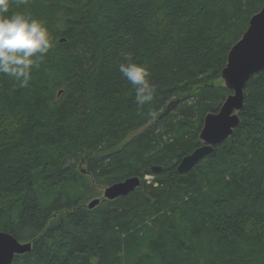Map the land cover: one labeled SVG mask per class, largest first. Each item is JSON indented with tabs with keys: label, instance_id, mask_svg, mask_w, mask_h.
<instances>
[{
	"label": "trees",
	"instance_id": "trees-1",
	"mask_svg": "<svg viewBox=\"0 0 264 264\" xmlns=\"http://www.w3.org/2000/svg\"><path fill=\"white\" fill-rule=\"evenodd\" d=\"M9 2L53 43L26 87L0 74V232L31 243L12 264H264V70L231 137L176 171L230 93L217 85L227 54L264 0ZM121 63L150 73L143 105ZM131 177L132 193L83 206Z\"/></svg>",
	"mask_w": 264,
	"mask_h": 264
},
{
	"label": "water",
	"instance_id": "water-1",
	"mask_svg": "<svg viewBox=\"0 0 264 264\" xmlns=\"http://www.w3.org/2000/svg\"><path fill=\"white\" fill-rule=\"evenodd\" d=\"M64 40H60L63 42ZM264 70V4L251 16L248 27L240 39L232 45L226 57L225 67L220 78L224 88L230 93L222 102L217 113H209L203 119L198 134L201 143L192 153L183 157L176 167L179 174L192 170L203 158L210 155L213 147L226 141L238 127V113L243 107L244 86L254 75ZM60 92L58 93V95ZM152 173L157 174L161 167L153 166ZM140 185L138 177L127 178L104 188L102 200L114 201L135 191ZM100 199L87 204L88 210L95 209ZM31 251V243H20L10 234L0 232V264H12L15 256Z\"/></svg>",
	"mask_w": 264,
	"mask_h": 264
},
{
	"label": "clouds",
	"instance_id": "clouds-1",
	"mask_svg": "<svg viewBox=\"0 0 264 264\" xmlns=\"http://www.w3.org/2000/svg\"><path fill=\"white\" fill-rule=\"evenodd\" d=\"M9 9V0H0V74L26 87L33 67L38 66L53 43L44 22L19 13L9 16ZM119 72L136 89L137 104L151 99L154 86L148 80L150 73L146 67L121 63Z\"/></svg>",
	"mask_w": 264,
	"mask_h": 264
},
{
	"label": "rangeland",
	"instance_id": "rangeland-1",
	"mask_svg": "<svg viewBox=\"0 0 264 264\" xmlns=\"http://www.w3.org/2000/svg\"><path fill=\"white\" fill-rule=\"evenodd\" d=\"M217 85L219 86H223L224 87V83H223V80H221L220 78V81L217 82ZM229 92V91H228ZM142 130H139L135 133H132L130 135H128V137L126 138V140L120 145L122 146L124 143H126L127 141H129L133 136H135L136 134H138L139 132H141ZM76 169L79 170V171H87V166H86V163H78L76 165ZM85 172H82V174H84ZM152 177L151 176H145L143 178V181L146 183V184H150L152 182ZM95 187V191H94V194L93 195H90L87 197L86 200H84V203H83V206L85 208H87V204L93 200V199H100L102 200L103 198V191H104V188H106V186H94Z\"/></svg>",
	"mask_w": 264,
	"mask_h": 264
}]
</instances>
